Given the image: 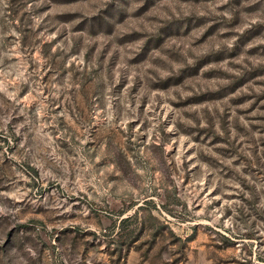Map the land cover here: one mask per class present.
<instances>
[{"label":"rangeland","instance_id":"1","mask_svg":"<svg viewBox=\"0 0 264 264\" xmlns=\"http://www.w3.org/2000/svg\"><path fill=\"white\" fill-rule=\"evenodd\" d=\"M0 264H264V0H0Z\"/></svg>","mask_w":264,"mask_h":264}]
</instances>
